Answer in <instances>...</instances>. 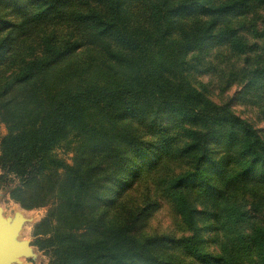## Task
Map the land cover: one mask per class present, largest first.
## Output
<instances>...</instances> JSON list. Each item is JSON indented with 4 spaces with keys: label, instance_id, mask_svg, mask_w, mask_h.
<instances>
[{
    "label": "trees",
    "instance_id": "16d2710c",
    "mask_svg": "<svg viewBox=\"0 0 264 264\" xmlns=\"http://www.w3.org/2000/svg\"><path fill=\"white\" fill-rule=\"evenodd\" d=\"M261 125L264 0H0V186L48 264H264Z\"/></svg>",
    "mask_w": 264,
    "mask_h": 264
},
{
    "label": "rangeland",
    "instance_id": "374dc122",
    "mask_svg": "<svg viewBox=\"0 0 264 264\" xmlns=\"http://www.w3.org/2000/svg\"><path fill=\"white\" fill-rule=\"evenodd\" d=\"M235 95H236V89H234L232 92L228 94L227 100L233 103V109L239 114L240 116L252 119V112L248 108L242 106L239 102L235 101ZM261 127H264V125H261ZM6 134V129L4 126L1 127V135ZM58 155L65 159L69 164L71 163V159L73 157V154H64L62 151L57 152ZM8 190H4L0 186V201L2 202V206L7 210V213L12 216H19L18 213L13 214V210L16 208L18 204H15L13 202H10L8 200ZM48 209H40V210H34L32 212H24V215L26 214V217L29 218L28 221H31V224L25 229L24 236L27 239H30L33 243L34 237H33V228L36 224H38L47 214ZM175 222V217L171 215L170 211L168 209H165L162 212H157L156 215L153 217L152 222L150 224V228H148V232H154L157 231L159 233H163L167 230H171L173 227V223ZM48 258L46 256L43 257V263L42 264H48Z\"/></svg>",
    "mask_w": 264,
    "mask_h": 264
},
{
    "label": "crops",
    "instance_id": "0c3cea01",
    "mask_svg": "<svg viewBox=\"0 0 264 264\" xmlns=\"http://www.w3.org/2000/svg\"><path fill=\"white\" fill-rule=\"evenodd\" d=\"M8 200L12 202L8 195ZM2 202L0 201V211L1 216L8 224H14L16 221H20V227L15 231L14 237H12V241L15 245L20 247V254L18 257V261H14L13 264H42L43 257L45 256L43 252H40L35 246H32V241L27 239L24 236L25 229L31 224V221L26 217V214L19 213V216H12L7 213V210L2 206ZM32 212V211H27ZM26 213V212H25Z\"/></svg>",
    "mask_w": 264,
    "mask_h": 264
},
{
    "label": "water",
    "instance_id": "95a60500",
    "mask_svg": "<svg viewBox=\"0 0 264 264\" xmlns=\"http://www.w3.org/2000/svg\"><path fill=\"white\" fill-rule=\"evenodd\" d=\"M19 223L20 221H16L14 224H8L0 211V264H13L14 261H18L20 247L11 239L21 226Z\"/></svg>",
    "mask_w": 264,
    "mask_h": 264
},
{
    "label": "clouds",
    "instance_id": "9594fccd",
    "mask_svg": "<svg viewBox=\"0 0 264 264\" xmlns=\"http://www.w3.org/2000/svg\"><path fill=\"white\" fill-rule=\"evenodd\" d=\"M29 211L28 209L24 208L23 205H17L16 208L13 210V214L16 212L23 213Z\"/></svg>",
    "mask_w": 264,
    "mask_h": 264
}]
</instances>
